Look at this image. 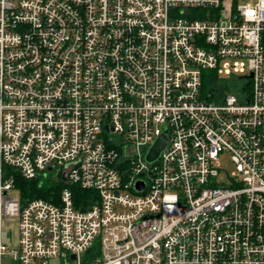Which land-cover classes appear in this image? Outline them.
<instances>
[{"label":"built area","instance_id":"2783aa9c","mask_svg":"<svg viewBox=\"0 0 264 264\" xmlns=\"http://www.w3.org/2000/svg\"><path fill=\"white\" fill-rule=\"evenodd\" d=\"M206 70L223 84L210 96ZM15 173L64 185L14 199ZM5 257L264 264V0H0Z\"/></svg>","mask_w":264,"mask_h":264},{"label":"trees","instance_id":"16d2710c","mask_svg":"<svg viewBox=\"0 0 264 264\" xmlns=\"http://www.w3.org/2000/svg\"><path fill=\"white\" fill-rule=\"evenodd\" d=\"M203 84L204 91L208 93L209 96L210 93L212 94L217 90L221 91L223 87L221 79L218 78L214 70L205 71ZM15 185L20 191L21 199L25 201L35 197H43L51 200L53 199L52 194L54 192L57 194L64 184L59 183L56 185L48 180L41 183L39 179H27L19 173H15ZM76 192L80 195L84 194L86 190L76 188Z\"/></svg>","mask_w":264,"mask_h":264},{"label":"rangeland","instance_id":"374dc122","mask_svg":"<svg viewBox=\"0 0 264 264\" xmlns=\"http://www.w3.org/2000/svg\"><path fill=\"white\" fill-rule=\"evenodd\" d=\"M255 0H237L238 3L240 4H249V3H254ZM240 74H229L228 76L226 75L225 78V83H228L229 86V91L233 94L239 95L241 94L242 88L241 86L246 82V79H240L239 78ZM220 167L223 170L222 174L225 173V171L231 172L235 169V164L231 160L230 155L228 153H224L220 156ZM48 180L53 184H59L61 183V177L56 174H50L49 178L45 179V181ZM9 194L12 195L14 199H20V191L19 189L13 188L9 190ZM5 231H9L8 234H6L7 238H9L12 234L11 237H15L18 232V219H6L5 220ZM11 232V233H10ZM3 264H11V261L8 257L4 258ZM56 264V263H52Z\"/></svg>","mask_w":264,"mask_h":264},{"label":"water","instance_id":"95a60500","mask_svg":"<svg viewBox=\"0 0 264 264\" xmlns=\"http://www.w3.org/2000/svg\"><path fill=\"white\" fill-rule=\"evenodd\" d=\"M171 136V130L167 129L162 135L153 143L152 147L147 154V159L150 161L156 160L161 154L162 149L168 144ZM139 187L143 185L142 182H138Z\"/></svg>","mask_w":264,"mask_h":264},{"label":"crops","instance_id":"0c3cea01","mask_svg":"<svg viewBox=\"0 0 264 264\" xmlns=\"http://www.w3.org/2000/svg\"><path fill=\"white\" fill-rule=\"evenodd\" d=\"M6 234H8V233H6Z\"/></svg>","mask_w":264,"mask_h":264}]
</instances>
